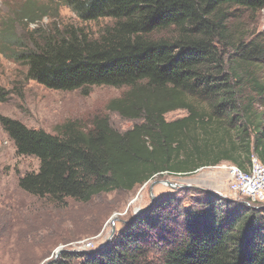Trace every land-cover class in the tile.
<instances>
[{
    "label": "trees",
    "instance_id": "obj_1",
    "mask_svg": "<svg viewBox=\"0 0 264 264\" xmlns=\"http://www.w3.org/2000/svg\"><path fill=\"white\" fill-rule=\"evenodd\" d=\"M59 6L80 22L109 23L91 36L56 23ZM261 10L264 0H26L13 8L1 22L0 54L24 66L27 80L56 91L125 87L108 109L140 121L125 132L104 118L89 128L67 121L48 133L0 115L15 154L38 162L17 178L18 188L63 207L66 199L131 192L165 173L185 176L221 163L246 172L253 159L264 165V30L246 36L232 24L241 12ZM44 17L52 18L47 27L14 34L15 23ZM6 99L0 89V102ZM176 110L187 115L167 122ZM204 197L167 243L142 242L150 240L147 229L165 228L161 199L115 242L48 264H264V209Z\"/></svg>",
    "mask_w": 264,
    "mask_h": 264
},
{
    "label": "rangeland",
    "instance_id": "obj_2",
    "mask_svg": "<svg viewBox=\"0 0 264 264\" xmlns=\"http://www.w3.org/2000/svg\"><path fill=\"white\" fill-rule=\"evenodd\" d=\"M24 2L26 0H0V26L1 22L11 18L10 11ZM51 20L44 17L28 26L17 22L14 34L23 38L27 30L42 24L47 27ZM56 23L77 25L96 36L99 28L109 21L83 23L68 9L59 6ZM232 24L240 26V31L246 36L256 35L264 30V10L255 14L241 12ZM0 89L7 92L6 101L0 102V115L48 133L67 121H78L89 128L94 119L104 118L118 132H125L140 123L123 119L108 109L111 101L128 91L125 87L94 86L74 91L46 89L25 78L24 66L1 54ZM186 115L185 110H176L167 113L165 120L171 122ZM37 166L35 158L15 154L11 141L0 127V264L55 262L62 254L53 255L58 247L72 254L98 250L115 242L125 226L138 220L161 199L165 206L158 220L165 228L147 229L150 240L144 238L142 242L148 248L167 243L183 232L184 212L197 206L206 194L217 196L228 208L264 209V201L252 202L229 190L231 176L227 163L200 168L185 176L165 173L150 180L142 189L100 194L87 203L66 199L63 207L50 205L46 200L32 197L18 188L17 178L36 171ZM166 180L175 187L157 184L150 193L152 182ZM87 242L91 245L83 246Z\"/></svg>",
    "mask_w": 264,
    "mask_h": 264
},
{
    "label": "built area",
    "instance_id": "obj_3",
    "mask_svg": "<svg viewBox=\"0 0 264 264\" xmlns=\"http://www.w3.org/2000/svg\"><path fill=\"white\" fill-rule=\"evenodd\" d=\"M228 168L231 176L229 190L232 193L246 197L252 202L264 201V165L253 159L246 172L232 165ZM90 245L91 243L87 242L83 246Z\"/></svg>",
    "mask_w": 264,
    "mask_h": 264
},
{
    "label": "water",
    "instance_id": "obj_4",
    "mask_svg": "<svg viewBox=\"0 0 264 264\" xmlns=\"http://www.w3.org/2000/svg\"><path fill=\"white\" fill-rule=\"evenodd\" d=\"M149 182V181H148ZM148 182H146L145 184H143L142 186H141V189L142 188H144L147 184H148ZM157 184H166L167 186H169V187H171V188H174L175 187V184H173L171 181H154V182H152V184L150 185V187H149V191H150V193H151V190H152V188L155 186V185H157ZM180 187H182V186H180ZM64 252H66V251H64V250H62V247H58L57 249H56V251L53 253V255L55 256V257H57L59 254H61V253H64ZM48 263H50L49 261L47 262V264Z\"/></svg>",
    "mask_w": 264,
    "mask_h": 264
}]
</instances>
